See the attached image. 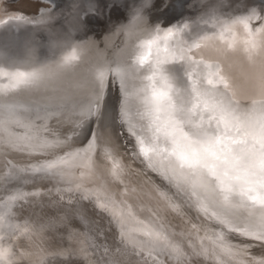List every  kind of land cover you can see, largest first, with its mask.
Masks as SVG:
<instances>
[{
	"label": "snow or ice",
	"instance_id": "1",
	"mask_svg": "<svg viewBox=\"0 0 264 264\" xmlns=\"http://www.w3.org/2000/svg\"><path fill=\"white\" fill-rule=\"evenodd\" d=\"M254 16L253 9L236 22ZM255 26L264 28V16L256 17ZM201 73L199 86L177 77L188 93L179 102L166 79L157 86L147 77L153 81L147 102L160 123L144 139L123 119V88L116 82L120 128L110 139L92 131L83 141L80 130L97 114L109 87L104 74L89 82L84 101L42 87L36 73H15L14 88L35 86L37 92L0 120V182L12 188L0 196V242L5 232L9 238L0 246V260L18 234L41 231L16 209L41 195L25 185L47 179L59 200L93 203L116 230L117 246L92 254L98 258L88 259L84 241L73 246L85 264H215L220 257L221 264H264V101L236 102L219 69L204 65ZM12 153L25 162H16ZM133 166L146 177L144 187L132 186Z\"/></svg>",
	"mask_w": 264,
	"mask_h": 264
},
{
	"label": "bare ground",
	"instance_id": "2",
	"mask_svg": "<svg viewBox=\"0 0 264 264\" xmlns=\"http://www.w3.org/2000/svg\"><path fill=\"white\" fill-rule=\"evenodd\" d=\"M5 1L0 0V21L6 18L10 21L5 22V26L0 25V120L10 117L14 111L11 108L14 103L20 104L26 98L32 100L37 92L35 86L14 88L15 73H36L40 78L38 83L42 87L55 88L63 95L87 101L89 82L102 72L105 80L108 79L111 84V88L115 89L116 82H119L124 89L123 119L144 139L151 135L155 124L160 123L155 121V115L150 111L152 106L147 102V98L151 97V89L148 85L155 81L159 86L162 80L166 79L172 86V96L177 102L188 98L185 85L177 79L180 75L169 65L172 60L177 61L178 67L181 65L189 86L192 84L199 86L201 67L212 65L213 70L219 69V74L228 83V92L234 101L241 104L264 101V28L255 26L256 17L264 16L258 12L262 11L259 3L261 0H197L198 2L192 6L194 9L200 8L204 11L192 14V11H189L185 19L192 17L197 26V32L211 31L213 37L210 40L203 37L198 46H196L197 41L194 40V46L198 48L197 51L194 49V52L191 51L193 48L189 47L191 42L189 46L184 47V42L179 40V34L184 30L179 29L183 27L181 20L178 24L167 26V28L155 27L154 24L162 12V4L157 0H132V5L126 3L128 0H113L111 3L110 0H30L35 3L46 2L50 5L46 7L45 4H41L43 7L38 9L39 17L36 11L20 13V19L17 14L2 13L7 10ZM80 3L82 6L85 5L84 13L94 18L103 16L102 13L106 10L115 12L112 15L114 21L108 23L104 18L100 30H96L97 25L86 28L87 33L94 40L99 39L98 44L80 38L70 39L71 43L67 42L69 40H64L66 36L64 30L72 26L67 23L62 13L79 10ZM171 5L173 6L174 2H171ZM262 5L264 6V1ZM167 8L173 10L174 6L168 5ZM163 9V12L167 10L164 6ZM253 9L255 16L252 20L238 25V22H234L230 28L222 31L225 22L235 20L230 16L233 12L241 13L243 10L244 14L237 16V19H243L251 15ZM262 12L264 14V11ZM174 19L169 18L167 24H172ZM76 21L78 22L77 19ZM21 22L24 25L15 30ZM56 22L59 23L56 24ZM41 27L48 29L49 34L53 35L55 32L62 34L56 40L60 39L63 43L55 45L50 55L43 53V47L39 43L32 42L25 45L16 40V35H27L31 32L35 34V29ZM68 34L70 36L72 33ZM14 42L18 43L14 44ZM183 48L189 52L182 50ZM72 55H75L77 59L66 63L65 57ZM141 57H146L143 63ZM148 76H152L153 81H149ZM115 93L118 92L115 90ZM120 99L122 100L119 96L116 97V100L120 101L118 111L113 115L109 109H105L103 118L96 125L99 136L105 140L112 138L120 128L118 123ZM94 118L95 116L91 118V121ZM89 123L92 122L85 124ZM85 124L80 130V138L86 131ZM3 134V128H0V135ZM145 143L147 145V140ZM11 158L15 161L18 158L21 159L15 153L11 154ZM3 163V157L0 156V165ZM128 178L132 181V186L137 188L144 187L147 183L146 177L138 170V166H133ZM147 190L145 188V191ZM178 226L185 227L180 221ZM205 246H210V243L206 241ZM253 251L258 255L260 249L256 248ZM223 259L224 257L218 258L215 264H221Z\"/></svg>",
	"mask_w": 264,
	"mask_h": 264
},
{
	"label": "water",
	"instance_id": "3",
	"mask_svg": "<svg viewBox=\"0 0 264 264\" xmlns=\"http://www.w3.org/2000/svg\"><path fill=\"white\" fill-rule=\"evenodd\" d=\"M164 19L165 17L160 15L156 23L163 22ZM192 32L197 33V26L192 28ZM169 65L175 71L178 69L177 74L186 82V74L181 65L178 67L175 60L170 61ZM106 82H109L108 79ZM110 85L109 83L94 120L91 121L92 123L85 124L86 131L80 138L82 141L86 140L92 131H95L99 136L96 125L103 118L105 109H109L113 115L118 111L120 101H117L116 97L122 98L121 92L117 87L113 89ZM115 90L118 92L117 94ZM124 97L123 89V99ZM28 100L26 98L24 101ZM18 105L19 103H14L11 107L12 110H18ZM16 160V162L20 161L18 163L25 162L22 158ZM3 171L4 169L0 167V174ZM53 187V184L49 183L47 179H35L25 185L26 190H39L41 195L29 197L23 209H16L17 215L39 224L41 231L29 233L26 237L18 234L12 245L13 250L5 259L0 260V264H7L8 261H12V264H85L80 252L73 247L81 241L85 242L83 247L89 250V260L98 258V256L93 257L92 254L99 253L104 247L114 249L117 246L116 230L109 224L106 214L99 213L91 202L69 204L66 200H59ZM10 191H12L11 187L0 182V196H5ZM61 195L67 196L63 193ZM8 239L5 232V241L0 242V246L6 247ZM60 251H64L63 256L56 255ZM110 255L115 256L114 253Z\"/></svg>",
	"mask_w": 264,
	"mask_h": 264
},
{
	"label": "rangeland",
	"instance_id": "4",
	"mask_svg": "<svg viewBox=\"0 0 264 264\" xmlns=\"http://www.w3.org/2000/svg\"><path fill=\"white\" fill-rule=\"evenodd\" d=\"M113 0H110V3L112 2ZM160 4H162V6H161V10H162V12L159 14V15H161V16H164L165 17V19H164V21L163 22H158V23H156L155 25V27H157V26H159V27H166L167 28V26H171V25H173V24H178L179 23V21L181 20V22H182V25H183V27L181 26V28L179 27V29H180V31L182 30V29H184L183 31H181V34H179V32H178V34H179V40L181 39L183 42H184V47H187V46H189L190 45V42H191V45L189 46V47H191V51L192 52H194V49H195V51H197V49L198 48H195L196 46H198V44H199V42L201 43L202 42V40L205 38V39H212V37H213V33L211 32V31H204V32H202V33H199V32H197V33H193L192 32V28H194L196 25H195V21H194V19L192 18V17H189V18H186L185 19V17H186V15H187V13L190 11H192L191 12V14L193 13V12H202V11H204V10H201L200 8H197V9H194V4H195V2H198L197 0H167V1H165V0H157ZM156 1V2H157ZM263 1L264 0H261L259 3L261 4V8H262V11H264V6L262 5L263 4ZM131 2H132V0H128L126 3H129V4H131ZM171 2H174V9L172 10V9H170V8H167L168 7V5H170L171 7H173L172 5H171ZM2 3H4V1L2 2ZM5 3H6V9L8 10H6V11H3L2 13H10V14H17L18 16H19V19H20V17H21V14L22 13H27V12H29V13H35L36 11V14H38L37 16L39 17V8H41V7H43V6H41V4H43V3H41V2H31L30 0H6L5 1ZM125 3V4H126ZM44 4H45V6L47 7L48 5H50V4H47L46 2H44ZM43 4V5H44ZM124 4V5H125ZM260 4H258V5H260ZM40 5V6H39ZM83 5H84V3H83ZM123 5V6H124ZM132 5V4H131ZM166 5V6H165ZM189 5V6H188ZM193 5V6H192ZM72 6H74V5H72ZM80 7V9L79 10H75V11H71L70 13L69 12H67V11H63V17H65V19L67 20V23L69 24V25H71L72 27H68L66 30H64V32H65V34H66V36H65V41H67V40H69V41H67V42H69V43H71V41H70V39L72 40V39H82V40H84V41H88V40H90V41H93L94 43H99V39H96L95 38V40H94V38L92 37V36H90L89 35V33H87V30H86V28L87 27H89V26H92V25H97V29L96 30H100L101 28H102V25H101V23H103V19L104 18H106L107 20V22L109 23L110 21H114V18H113V14L115 13V12H112V11H110V10H106V11H104L102 14H103V16H99V17H97V16H95V18H94V16H89V14L87 15L86 13H84L85 11V5L84 6H82V3H80V5H79ZM163 6H164V8H166L167 10L166 11H164L163 12ZM226 8V7H225ZM224 8V9H225ZM1 9V8H0ZM122 9V8H121ZM262 11H258V12H260L261 13V15H264L263 14V12ZM183 12H185V13H183ZM21 13V14H20ZM107 13V14H106ZM164 13H166V15H164ZM71 14V15H70ZM190 14V15H191ZM242 14H244V11L243 10H241V13H239V11H235V12H233L230 16L232 17V19H235V20H229V22H225L224 24H223V30L222 31H226V29H228V28H230L231 27V25H232V23H234V22H236L237 20H239V19H237L239 16H242ZM245 14H247V13H245ZM239 15V16H238ZM69 16V17H68ZM238 16V17H237ZM89 17H91V19L89 20ZM37 18V17H36ZM75 18V19H74ZM169 18L170 19H173V18H175L174 20H172V24H167V23H169ZM78 20V22L76 21L75 22V20ZM184 19V20H183ZM5 20V21H4ZM4 20H1L0 21V25L1 26H5V22H9L10 21V19L9 18H6V19H4ZM105 20V19H104ZM183 20V21H182ZM60 21V20H59ZM61 21H63V20H61ZM82 21H83V23H82ZM72 22V23H71ZM4 23V24H3ZM59 23V22H58ZM57 22H56V24H58ZM99 23V24H98ZM237 23V22H236ZM20 25L19 26H17L16 28H15V30L16 29H19V28H21L22 27V25H24V23L23 22H21V23H19ZM60 24H61V22H60ZM83 24V25H82ZM86 24V25H85ZM238 24H240V23H237V25ZM11 28V27H10ZM177 28V27H176ZM12 29V28H11ZM43 29V30H42ZM179 29H178V31H179ZM36 30V33L34 34V33H30V34H27V35H16V37H17V41L18 42H23L25 45H28V44H30V43H39V45H41V47H43V53L45 54V55H50L49 53L51 52L52 53V51L54 50V46L55 45H58L60 42L61 43H63L60 39L59 40H56L58 37L60 38V36H62V34H57V32H55L53 35L52 34H49V32H48V29H45V28H38V29H35ZM74 31H75V33H74ZM78 31V32H77ZM13 32H14V30H13ZM81 32V33H80ZM68 33H72L70 36H69V34ZM26 36V37H25ZM64 36V35H63ZM174 36H175V34H174ZM21 37L23 38V39H21ZM55 37V38H54ZM85 37V38H84ZM87 37V38H86ZM204 37V38H203ZM28 38V39H27ZM46 38V39H45ZM90 38V39H89ZM30 39V40H29ZM34 39V40H33ZM194 40H196L197 41V45L196 46H194ZM209 40H206V41H209ZM30 41V42H29ZM18 42H14V44H16V43H18ZM186 42V43H185ZM182 50H185L186 52H189L188 50H186L185 48H183ZM54 53V52H53ZM12 54V53H11ZM1 58H5V57H1ZM192 60L194 59L192 56L190 57ZM185 73V72H184Z\"/></svg>",
	"mask_w": 264,
	"mask_h": 264
}]
</instances>
